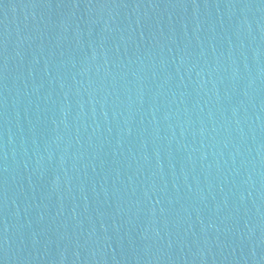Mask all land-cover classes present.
Here are the masks:
<instances>
[{"label":"water","instance_id":"1","mask_svg":"<svg viewBox=\"0 0 264 264\" xmlns=\"http://www.w3.org/2000/svg\"><path fill=\"white\" fill-rule=\"evenodd\" d=\"M264 62V0H0V264H141Z\"/></svg>","mask_w":264,"mask_h":264}]
</instances>
